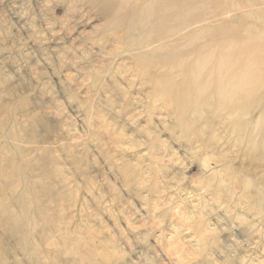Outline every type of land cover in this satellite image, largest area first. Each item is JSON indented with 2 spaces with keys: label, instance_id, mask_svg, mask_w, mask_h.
I'll use <instances>...</instances> for the list:
<instances>
[{
  "label": "rangeland",
  "instance_id": "rangeland-1",
  "mask_svg": "<svg viewBox=\"0 0 264 264\" xmlns=\"http://www.w3.org/2000/svg\"><path fill=\"white\" fill-rule=\"evenodd\" d=\"M76 3L0 0V151L40 157L30 171L5 170L4 204L29 220L8 226L0 215V264H264V222L199 191L168 106L149 110L131 61L101 39L102 17ZM98 72L104 88L92 84Z\"/></svg>",
  "mask_w": 264,
  "mask_h": 264
},
{
  "label": "bare ground",
  "instance_id": "bare-ground-1",
  "mask_svg": "<svg viewBox=\"0 0 264 264\" xmlns=\"http://www.w3.org/2000/svg\"><path fill=\"white\" fill-rule=\"evenodd\" d=\"M67 1L86 4L102 17L101 39L116 44L120 52L131 61L139 86L146 92L144 95L149 110L154 109L153 103L158 100L164 101V105L161 102L160 106H168L166 108L172 122L170 128L177 131L178 138L183 141L185 153L191 155L197 164V178L202 185L199 191L211 195L209 197H212L213 201L228 203L226 212L235 208L241 215H256L259 216L260 222H264V0ZM73 5L75 6L74 3ZM102 74L103 72L95 74L93 86L104 88ZM10 133L4 134L6 142L8 136L16 137L12 131ZM181 146L182 144L179 148ZM34 147L35 151L42 148H31ZM21 155L23 154L18 153L14 156H20L17 162V158L12 159L0 151V177L3 179L0 189V215L6 216L8 226L10 223L17 224L20 217L27 222L29 220L27 212L26 215L16 214L13 209L15 207L16 210L15 204L12 208L8 203L4 204V179L9 180L5 170L12 167L24 171L25 169L20 167L25 165L30 171V165L40 158L26 160L24 155ZM239 158L241 161H248L249 170L233 167L232 161ZM44 160L47 162L48 159ZM27 173H20L19 180L25 181L26 189H33L34 196L31 193L30 195L37 200L38 191H34V184L32 185L35 179L30 174L27 176ZM12 175L16 176L11 174V178ZM61 178L63 179L62 176ZM40 184L42 186V183ZM39 188L42 189L40 186ZM6 195L10 196L8 192ZM22 208L19 209L20 212ZM37 210L42 213L40 206ZM41 213L37 216H41ZM14 229L11 230L12 233L16 232ZM31 232L30 229L29 234ZM24 247L21 246V249L24 250Z\"/></svg>",
  "mask_w": 264,
  "mask_h": 264
}]
</instances>
